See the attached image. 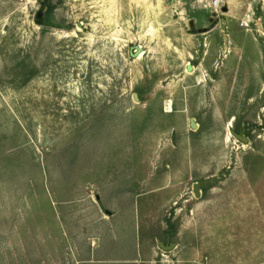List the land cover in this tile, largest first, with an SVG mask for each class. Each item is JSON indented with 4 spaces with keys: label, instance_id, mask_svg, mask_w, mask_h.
<instances>
[{
    "label": "rangeland",
    "instance_id": "obj_1",
    "mask_svg": "<svg viewBox=\"0 0 264 264\" xmlns=\"http://www.w3.org/2000/svg\"><path fill=\"white\" fill-rule=\"evenodd\" d=\"M212 1L0 0V264H264V0Z\"/></svg>",
    "mask_w": 264,
    "mask_h": 264
},
{
    "label": "water",
    "instance_id": "obj_2",
    "mask_svg": "<svg viewBox=\"0 0 264 264\" xmlns=\"http://www.w3.org/2000/svg\"><path fill=\"white\" fill-rule=\"evenodd\" d=\"M41 15H42V11L39 13L38 22H41ZM80 26H82V24H80ZM144 52H145V49L143 48V46H141V45H134V46L131 47V52L130 53H131V56L133 58H138ZM187 69H188L189 72H192L193 69H194V66L190 63L188 65V68ZM136 97H137V99H139L138 95ZM191 126L194 129H196L198 127V125H197V123H196V121L194 119L191 120ZM237 137L239 139H241L242 141H247L248 140L247 137H243L241 135H237ZM201 186H202V184H200V183H197L196 186H195L196 193L199 196L201 194V192H200ZM161 247H163V249H165L167 251H171V250H173L175 248V245L174 244L173 245H167L165 243H161Z\"/></svg>",
    "mask_w": 264,
    "mask_h": 264
},
{
    "label": "built area",
    "instance_id": "obj_3",
    "mask_svg": "<svg viewBox=\"0 0 264 264\" xmlns=\"http://www.w3.org/2000/svg\"><path fill=\"white\" fill-rule=\"evenodd\" d=\"M222 1L221 0H213L211 5L215 8L221 7Z\"/></svg>",
    "mask_w": 264,
    "mask_h": 264
},
{
    "label": "bare ground",
    "instance_id": "obj_4",
    "mask_svg": "<svg viewBox=\"0 0 264 264\" xmlns=\"http://www.w3.org/2000/svg\"><path fill=\"white\" fill-rule=\"evenodd\" d=\"M110 1H111V0H110ZM112 1H113V0H112ZM150 2H151V1H150ZM108 9H109V8H108ZM151 11H152V10H151ZM151 28H152V27H151ZM152 29H153V28H152ZM143 55H144V53H142V54L138 57V59L141 58ZM189 64H190V63H187V67H188ZM191 64H192V63H191ZM195 69H196V67H194V69H193L192 72H189L188 69H187V71H188L189 73H193V72L195 71ZM202 79H203V78H202ZM169 103H170V102H169ZM173 109H174V108H173ZM168 110L171 111V105L168 106Z\"/></svg>",
    "mask_w": 264,
    "mask_h": 264
}]
</instances>
